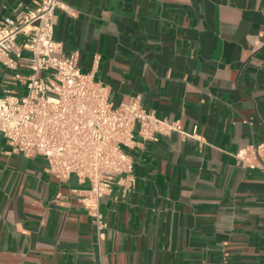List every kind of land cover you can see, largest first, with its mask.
<instances>
[{
    "label": "crops",
    "instance_id": "0c3cea01",
    "mask_svg": "<svg viewBox=\"0 0 264 264\" xmlns=\"http://www.w3.org/2000/svg\"><path fill=\"white\" fill-rule=\"evenodd\" d=\"M62 53L184 131L138 139L135 187L101 198L104 239L42 156L10 153L0 133V264H264V171L238 149L264 138V0H62ZM33 0H0V20ZM0 65V93L25 87Z\"/></svg>",
    "mask_w": 264,
    "mask_h": 264
},
{
    "label": "built area",
    "instance_id": "2783aa9c",
    "mask_svg": "<svg viewBox=\"0 0 264 264\" xmlns=\"http://www.w3.org/2000/svg\"><path fill=\"white\" fill-rule=\"evenodd\" d=\"M33 2L15 17L0 20V65L14 71V79L25 87L23 94L8 88L0 95V133L10 153L42 156L46 171L58 180L75 174L90 184L81 201L102 240L108 223L101 198L115 184L124 194L135 187L128 150L139 138L158 141L173 132L197 137V132L157 116L138 96L113 105L109 86L93 72H83L78 52L64 55L62 42L54 37L56 10L74 15V9L62 0ZM233 155L242 167L264 171V138Z\"/></svg>",
    "mask_w": 264,
    "mask_h": 264
},
{
    "label": "rangeland",
    "instance_id": "374dc122",
    "mask_svg": "<svg viewBox=\"0 0 264 264\" xmlns=\"http://www.w3.org/2000/svg\"><path fill=\"white\" fill-rule=\"evenodd\" d=\"M1 80V79H0ZM0 95H2V93H0Z\"/></svg>",
    "mask_w": 264,
    "mask_h": 264
}]
</instances>
